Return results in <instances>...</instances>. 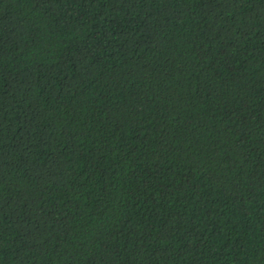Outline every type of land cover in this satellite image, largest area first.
I'll return each instance as SVG.
<instances>
[{
  "label": "trees",
  "instance_id": "trees-1",
  "mask_svg": "<svg viewBox=\"0 0 264 264\" xmlns=\"http://www.w3.org/2000/svg\"><path fill=\"white\" fill-rule=\"evenodd\" d=\"M0 264H264V0H0Z\"/></svg>",
  "mask_w": 264,
  "mask_h": 264
}]
</instances>
